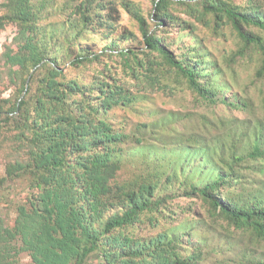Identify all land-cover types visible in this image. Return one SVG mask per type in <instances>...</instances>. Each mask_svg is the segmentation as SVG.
<instances>
[{"label": "trees", "instance_id": "trees-1", "mask_svg": "<svg viewBox=\"0 0 264 264\" xmlns=\"http://www.w3.org/2000/svg\"><path fill=\"white\" fill-rule=\"evenodd\" d=\"M148 2L0 0V264H264V0ZM177 91L207 110L128 123Z\"/></svg>", "mask_w": 264, "mask_h": 264}, {"label": "rangeland", "instance_id": "rangeland-1", "mask_svg": "<svg viewBox=\"0 0 264 264\" xmlns=\"http://www.w3.org/2000/svg\"><path fill=\"white\" fill-rule=\"evenodd\" d=\"M139 2H142L143 6L149 7L148 0H137ZM150 8V7H149ZM172 29H177L176 27H171L170 35L171 37L175 36V33H172ZM15 28L13 26H9L6 29L0 30V52L3 47V43L6 40H9L13 34H14ZM203 33L202 35L205 36V44L210 49V46L216 42L217 40L221 41L223 47H230L233 44V35L230 33H227V36L225 37H211L210 31L205 29L201 30ZM187 37H184L183 39H186ZM180 44V43H178ZM211 44V45H210ZM181 45V44H180ZM173 47H176L174 45ZM236 71V79H237V85L235 86L237 91H240L241 93H244L252 98L254 104L260 108L259 111H262L264 113V108L261 103L262 96L264 95V86L257 82L252 81V75L250 74V70L244 66H235L234 67ZM228 94V92H227ZM176 110V111H190L189 113H199L202 111H206L207 108L203 104H198L193 101L191 95L187 93V91H177L171 96H164L156 94L153 97V101H147L144 103L139 102L138 106L134 109L128 110L127 117H128V123L130 125L146 121L149 122L151 119H155V114L160 115L161 112H164V110ZM155 110V111H154ZM154 112V113H153ZM186 122V128L185 131L189 129H192V126L194 122L196 123V117L192 116L191 118H188ZM149 136L143 137V139H147ZM135 145V143H134ZM127 167V165H126ZM1 173L4 171V167L1 165ZM128 168V167H127ZM125 170V169H124ZM27 182L24 179H16L11 182L6 183V188L2 190V196L3 200L0 203V216L2 218H6L8 224H12V221L15 217V205L18 201L23 200L28 188L26 187ZM234 242L240 243L241 245H249L251 244L247 240V235L244 233H238L235 238ZM259 250H264V245L261 244ZM26 255H21L20 259L21 261L27 260Z\"/></svg>", "mask_w": 264, "mask_h": 264}]
</instances>
